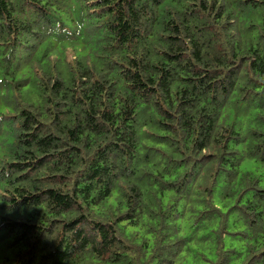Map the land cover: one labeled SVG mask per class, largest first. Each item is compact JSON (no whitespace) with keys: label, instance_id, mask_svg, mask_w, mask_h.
Segmentation results:
<instances>
[{"label":"trees","instance_id":"obj_1","mask_svg":"<svg viewBox=\"0 0 264 264\" xmlns=\"http://www.w3.org/2000/svg\"><path fill=\"white\" fill-rule=\"evenodd\" d=\"M0 264H264V0H0Z\"/></svg>","mask_w":264,"mask_h":264},{"label":"rangeland","instance_id":"obj_2","mask_svg":"<svg viewBox=\"0 0 264 264\" xmlns=\"http://www.w3.org/2000/svg\"><path fill=\"white\" fill-rule=\"evenodd\" d=\"M69 52H71V51L69 50ZM69 55H70V53H69Z\"/></svg>","mask_w":264,"mask_h":264}]
</instances>
